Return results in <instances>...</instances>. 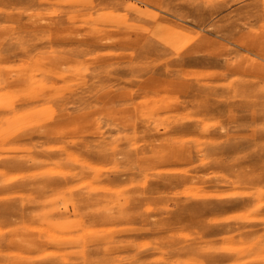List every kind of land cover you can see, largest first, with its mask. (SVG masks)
Wrapping results in <instances>:
<instances>
[{
    "label": "bare ground",
    "instance_id": "1",
    "mask_svg": "<svg viewBox=\"0 0 264 264\" xmlns=\"http://www.w3.org/2000/svg\"><path fill=\"white\" fill-rule=\"evenodd\" d=\"M158 44V33H130L79 0H0V264H229L249 251L264 264V232L253 241L257 230H213L235 223L240 205L198 208L196 187L208 177L195 185L194 171L218 167V139L152 142L139 132L161 131L159 109L179 92L178 109H214L207 91L217 82L247 93L246 119L257 128L264 106L253 60L137 76ZM115 64L128 72L117 75ZM227 211L235 221L209 225Z\"/></svg>",
    "mask_w": 264,
    "mask_h": 264
},
{
    "label": "rangeland",
    "instance_id": "2",
    "mask_svg": "<svg viewBox=\"0 0 264 264\" xmlns=\"http://www.w3.org/2000/svg\"><path fill=\"white\" fill-rule=\"evenodd\" d=\"M79 6L108 10L111 21H116L119 27L130 33L146 34L150 31L159 34L158 49H151V59L141 62L137 76L153 74L156 77H171L173 71L178 73L180 69L193 74L204 69L205 65L219 71L229 57L233 60H253L250 77L256 80L255 99L258 98L264 106V0H79ZM197 23H203L204 28L197 29ZM197 32L205 34V37L197 35ZM141 49L146 50V46L142 45ZM182 61L183 68L180 67ZM115 68L119 76L128 72L123 65L115 64ZM216 79H220V76ZM185 83V90H197L198 83L195 86ZM219 83L213 84L207 91L208 102L215 106L214 109L197 112L178 109L176 106L181 105L178 104L179 92L175 103L162 105L159 109L166 112L161 115L166 119L159 128L161 131L151 132L152 126H148L145 128L149 130L139 132L144 140L152 142L172 136L183 142L191 140L190 143L196 145L204 138L205 141L218 139L210 149L211 157L216 161L218 159L214 164L218 167L214 166L213 170L208 171L202 166L194 171L195 185L203 181L198 178L199 175L206 178L207 174L208 177L207 185L196 187V194L200 196L198 208L240 205L239 219L235 223H225L219 230H213H257L247 238L257 241L256 238L264 232L259 223V219L264 218V114L263 122L256 123H260L257 128H249L246 119L249 111L246 108L253 102L243 99L247 93L238 92L239 95L235 96L223 92V86ZM214 97H223L225 104H216ZM172 107L176 108L177 115L171 112ZM189 111L192 113L189 114ZM194 120L200 122L197 124ZM219 120L223 121V128L219 127ZM214 123L216 125L212 127ZM197 160L200 164L205 163L204 156L197 155ZM194 165L197 166L195 162ZM233 173L241 181V188L229 185ZM227 213L222 214L219 220H211L209 225L213 227L224 220L235 221ZM191 222L196 224V219H191ZM257 256V251H249L237 260L232 259L229 264H257Z\"/></svg>",
    "mask_w": 264,
    "mask_h": 264
}]
</instances>
